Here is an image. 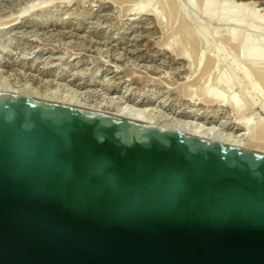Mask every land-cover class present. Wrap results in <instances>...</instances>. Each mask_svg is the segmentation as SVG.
I'll use <instances>...</instances> for the list:
<instances>
[{
    "label": "water",
    "instance_id": "obj_1",
    "mask_svg": "<svg viewBox=\"0 0 264 264\" xmlns=\"http://www.w3.org/2000/svg\"><path fill=\"white\" fill-rule=\"evenodd\" d=\"M0 264H264V152L0 91Z\"/></svg>",
    "mask_w": 264,
    "mask_h": 264
},
{
    "label": "rangeland",
    "instance_id": "obj_2",
    "mask_svg": "<svg viewBox=\"0 0 264 264\" xmlns=\"http://www.w3.org/2000/svg\"><path fill=\"white\" fill-rule=\"evenodd\" d=\"M137 1L130 3L123 0H0V27L3 21L17 22L11 28L0 29V59H2L0 62L4 63V66H0V71L2 70L0 75H3V71V76L10 72L9 80L14 83H23L29 87L38 86L40 90H44L43 86H47L45 90L49 91L48 88H50L55 91L57 89L58 93L69 95L75 92L80 96L82 94L89 101L105 103L112 107L127 104L128 99L132 97L140 99L144 95L151 94L155 101V105L152 106L156 107L155 110L159 115L167 117L166 113L168 114L170 110L177 114L189 108L192 111L188 115L192 118L188 119L201 123L213 115V104L204 101V96L201 93L208 86L209 89L212 88V92L216 93L215 89L217 88L218 95L224 93L227 99L237 98L244 105L247 96L255 101L253 102L255 103L254 108L245 111L243 115H237L230 106H224L219 112L220 121L217 120L219 123L217 124L222 130H237L238 133H242L245 131L240 124L242 119L251 117L253 122L255 119V122L262 118L264 120V111L261 109V105L264 103L263 69L261 72L259 70L261 74H255L258 71H249L245 75L240 74L241 72L236 70L246 68L238 58L237 47L231 43H225L226 40L223 42L225 38L221 29L227 28L223 31L224 33L233 28L235 25L233 19L225 22L207 20L200 13L205 0H196L195 7L191 6L188 0H177V11L175 7L170 6L169 0L168 2L160 0L162 3H158L159 0H154L152 7L159 10L162 20L159 23L154 15L138 14L134 9L130 10L131 4H135L134 7L139 5L136 4ZM221 1L218 0V2ZM223 1L227 3V0ZM235 1L240 2L241 0ZM252 1L253 5L246 4L244 7L245 12L249 13V16L247 15L249 18L257 14L254 11L262 10L264 12V0ZM38 5L40 6L38 7ZM41 5L50 7V9L31 14L33 9H38L42 7ZM27 7H32V10L23 13ZM167 8L172 9L171 12ZM166 21L167 23H165ZM248 22L239 27L242 29L241 32L244 33L251 27L252 23ZM206 30L216 31L217 35L215 34L214 38L208 36ZM217 30L220 31L219 34ZM195 33L199 34L196 39ZM177 37L180 43L184 38L190 39L191 43H197L198 54L195 44V50H193V46L189 48L187 44H184L186 50L183 45L181 46L184 48L186 56L189 54L190 60L180 58L177 54L178 50L175 53L176 50L172 49L169 43L165 44L171 41L175 45H179V42L176 41ZM202 38L206 39L205 44L202 42ZM199 40H201L200 45L208 43L203 52L202 62L200 65H196L197 61H194L197 57L196 54L199 55L203 50L202 45L199 46ZM168 47L171 49L168 50ZM231 47L233 48L231 49ZM206 53H208L207 56ZM216 56L226 57V60L220 64L217 63L214 71H207V73L203 71L208 65L207 58ZM205 62L207 63L205 64ZM218 73H224L223 77L227 79L224 78L223 81L222 77L221 80L224 83L220 80L222 74L218 78ZM216 79L223 84L225 81L227 83L228 80H231L230 83H235V85L227 89L229 93L223 92V89L220 88L223 84L220 87L214 84ZM73 82L81 83L83 87L76 88L72 84ZM36 84L37 86H35ZM203 88L205 89L203 90ZM188 93L193 96L191 97ZM169 116L180 118L173 113Z\"/></svg>",
    "mask_w": 264,
    "mask_h": 264
},
{
    "label": "bare ground",
    "instance_id": "obj_3",
    "mask_svg": "<svg viewBox=\"0 0 264 264\" xmlns=\"http://www.w3.org/2000/svg\"><path fill=\"white\" fill-rule=\"evenodd\" d=\"M120 1H122V0H120ZM123 1H127V2L132 3V2H134L136 0H123ZM153 1L154 0H138L136 2V4L138 3L139 5L136 6V7H134L135 4L134 5L131 4V7L129 6V9L130 10H133L134 9L136 11V13H138V14L139 13H145V14L146 13L147 14L149 13L151 15H154L155 18L157 19V21L160 23L162 21L161 18H160V12H159V10L157 8L154 9V7H152ZM165 1L168 2V0H165ZM188 1H189V4H191V6L195 7V1L196 0H188ZM216 1H217V3H216ZM169 2H170V6L175 7V10L177 11V9H176L177 8V6H176L177 0H171V1L169 0ZM46 3H48V2H46ZM158 3H162V2L159 0ZM48 4H47V6H48ZM202 4H203L202 5V8H201V11L202 12H200V13L207 20H209V21H216V22H225V21H228V20L231 21L233 19V22L235 21V25H233V28L228 29V31H226L224 33H223V31H225V29L227 30V28H225L224 30L221 29L222 30L221 33L223 34V36L225 38L223 40V42H225V40H226L225 43L228 42V43H231L232 45H235L237 47V49H238L237 51L239 52V54H238L239 57L238 58L245 65V68L246 69H244V68H241L240 69V68L237 67L238 69L236 71L241 72L240 74H242V75H245L249 71H253V72L258 71V72H255V74H258V73L261 72L262 69L264 70V14H263L264 12L262 10L254 11L257 14H255V15L253 14L254 17L252 16L251 18H249L248 17L249 16L248 15L249 13L247 14L245 12L246 10H244V7H245L246 4H249L250 6L253 5V1L252 0H247V1H244V0L242 1L241 0L240 2H236L235 0H233L232 2H231V0H229V2H228V0H227V3H224L223 0L221 2H218V0H215V1L214 0H205ZM39 6L40 5H38V7ZM47 6H42V7L38 8V9L35 8L33 10L31 9L32 7L29 8L30 7L29 6V7H27V10L26 11H23V10L22 11H23V13H26L27 11L29 12L30 10H32L31 14H37L38 12H41V11L43 12V11L49 10L50 7H47ZM168 7H169V5H168ZM167 10L170 11L172 9L167 8ZM250 11L252 12V9H250ZM166 13H167V11L165 12V14ZM163 14H164V12H163ZM176 14H177V12H176ZM170 15H172V14L170 13ZM250 16H251V14H250ZM18 17H19V15H18ZM168 18H170V17H168ZM168 18H167V21H168ZM181 20H182V18H181ZM181 20L179 19V21H181ZM250 20H251V22H248ZM164 21H165V19H164ZM167 21L165 23H167ZM171 21H172V19H171ZM11 22L12 21H3V22H1L0 29L11 28V27H13L14 25L17 24V22L16 23H11ZM246 22L252 23V25H251V27H249V29L246 32L243 33V32L240 31L242 29H239V27L242 26L243 24H245ZM188 25H189V23H188ZM178 27H179V25H178ZM184 27H185V25H184ZM176 29H177V27H176ZM238 29L241 32L240 35H239V32H238ZM181 32H182V29H181ZM217 32L219 34L220 31L217 30ZM200 34L202 35V33H200ZM206 34L208 36H213V38H214V35L215 34L217 35L216 31H210V30H206ZM195 35H196V33H195ZM197 35L199 37V34H197ZM197 35L194 36L195 39H196ZM184 36H186V35L184 34ZM177 39H178V37H177ZM177 39H176V41L179 42V39L178 40ZM181 39L182 38H180V40ZM201 40H199V46L202 45V44L200 45V43H201L200 41ZM205 40L206 39H203L202 42L204 43ZM169 41H170V39H169ZM196 42H197V40H196ZM168 43H169V45H170V47L172 49H175L176 50L175 53H177V50H178V53L177 54L179 55L180 58H183V59H186L187 58L188 60H190L189 59L190 56L188 57L189 54L186 56V53H185V50H186L185 47L186 46H184V44L185 45L187 44V46L189 48H191L193 46L192 47L193 50H195L194 49V44H195L196 52L198 54V50L199 49H197L198 48L197 45H196L197 43H193L192 42L193 43L192 44L190 39H185L184 38V40L181 41V43L179 42V45H177V44L175 45L174 42H171V41L170 42H167L165 44L167 45ZM207 43H206V45H204L205 43L202 45V49L203 50H202V52L200 51L201 53L199 55L196 54L197 57H195L193 55L195 57V59H196L194 61H197L196 62V65H200V63L202 62V60H203V52L207 48ZM181 45L184 46L185 50H184V48ZM159 46H161V45H159ZM170 47H168L167 49L170 50L171 49ZM232 48L233 47H231V49ZM188 51H189V49H188ZM190 52L192 54V50ZM193 53H194V51H193ZM207 54L208 53H206V56H207ZM207 59H208L207 60L208 63L205 62V64L207 63L208 65L205 68L206 70L205 69L203 70V71H206V73H207V71L208 72H211L213 69L215 70L214 67L217 65V63L220 64V63L224 62L226 60V57L216 56V57H209ZM0 61H2V59H0ZM16 63H17V61H16ZM2 65L4 66V63L0 62V66H2ZM197 67H199V66H197ZM220 68H221V66H220ZM23 70H25V69H23ZM259 70H260V72H259ZM263 70H262V72H264ZM8 71L9 70L7 69V72ZM7 72H5V73H7ZM14 72H15V69H14ZM200 72H202V71H200ZM8 73H9L8 75L11 74L10 72H8ZM203 74H205V73L203 72ZM218 74H219V76H218V78H219L222 73L221 74L218 73ZM223 74L221 75L220 80L222 79ZM3 75H4V71H3ZM3 75H0V91L8 92V93L15 94V95H19V96L30 97V98H34V99L40 100V101L41 100H44V99H51V100H55V101H59V102L65 103L66 105H68L69 107L74 108V109H80V110L97 112V113H113V114L125 115V116H129V117L138 119V120L143 121L145 123L151 124L153 126H156V127L161 128L163 130H166V131H171V132H176V133H188V134H192V135L199 136V137L213 138V139L217 140L218 142L228 143L229 145H231V146H233V147H235L237 149L247 150V151H263L264 152V120H263V118L262 119L260 118L261 119L260 121L258 119L256 122H255L256 119L253 122V120L250 119L251 117H249V118L246 117L247 119L244 118V120L242 119V121L240 120L241 121L240 124L243 126V130H245L242 133H238L237 130L236 131H233V130L232 131H226L225 129L222 130L218 126V124H219L218 121H220L219 112H220V110L222 108H224V106H230L231 109L235 113H237V115L238 114H242L243 115V113H245V111H248V110L254 108V104L255 103H253V102H255V101L254 100L252 101V98H249L248 96H247V98H245L246 99L245 100V103L246 104L244 105V104L240 103L237 98L227 99L225 97V94L224 93H221V92H220L221 94L218 95L219 92L217 91V88L215 89L216 93L212 92L211 91L212 88L209 89V87L207 86V89L205 91L201 92V93L204 96V98H203L204 101H206L207 103L213 104V107H214L213 108V115H211L210 117H208L206 119V121H204V122L201 123V122H198V121L195 122V120H193V119L192 120L191 119H188V118H192V117H189V115H188L192 111L189 108L186 109V110L184 109V110L180 111L177 114L175 112H173L172 110H170L168 114L166 113L167 117L165 115H164L165 117L163 115H162L163 116L162 117L161 115H159L157 113V110H155L156 107L155 108L153 107L155 105V101L153 100L154 97H153V95L151 96V94L150 95L149 94L144 95L140 99H137L136 97L135 98L132 97V98L128 99V103L129 104L128 103L127 104H121L119 106H116L115 105V106L112 107L111 105H107V104L105 105V103L103 104L101 102H92V101H89L85 97H83L82 94L80 96V94L77 95V93H75V92L72 93V94L70 93V95H69V94H64V93H58L56 91L57 89H55V91L54 90L53 91L50 90V88H48L49 91L48 90H45V87L47 88V86L44 87L43 85L42 86H43V89L44 90H40L39 87L37 86V84L35 86H37L38 88L37 87H29V86L23 85V83L22 84L21 83L18 84L17 82L14 83V82H12V81L9 80V76L8 75H5V76H3ZM18 75H22V74H18ZM7 76H8V79H7ZM261 77H262V75H261ZM224 78H225V80H227L226 77H223V81H224ZM252 78H253V76H252ZM187 79H188V77H187ZM200 79H201V77H200ZM195 82H196V80H195ZM199 82H201V81H199ZM205 82H206V80H205ZM230 82H231V80L230 81L228 80L227 83L225 81V84H223L224 82L221 83L220 81H218L216 79V81H215L214 84H216L219 87H220L221 84H223L220 88L223 89V92H226L227 91L229 93V90H227V89H229V88H231L232 86L235 85V83H230ZM72 84L75 85L76 88L83 87V85L81 83L75 84L73 82ZM27 85H29V84H27ZM183 85H184V83H183ZM42 86H41V89H42ZM199 86H200V84H199ZM236 86H238V85H236ZM198 89H199V87H198ZM204 89L205 88H203V90ZM75 91L77 92V90H75ZM183 93H185V92H183ZM258 93L260 94L259 91H258ZM199 94H200V91H199ZM215 94H217L218 96L215 95ZM189 95L191 96V94H189ZM194 96L196 97V95H194ZM197 97H199V96H197ZM261 106H262L261 109H263V111H264V103ZM171 113H173L174 115H177V117L179 116L180 118H174V117H172L173 115L172 116H169V114H171ZM238 130H240V129H238Z\"/></svg>",
    "mask_w": 264,
    "mask_h": 264
}]
</instances>
